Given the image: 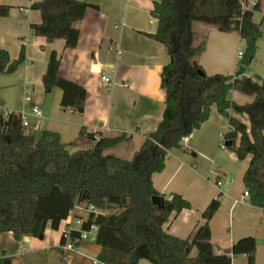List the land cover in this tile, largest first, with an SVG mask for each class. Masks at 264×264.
<instances>
[{
	"label": "trees",
	"instance_id": "16d2710c",
	"mask_svg": "<svg viewBox=\"0 0 264 264\" xmlns=\"http://www.w3.org/2000/svg\"><path fill=\"white\" fill-rule=\"evenodd\" d=\"M263 1L257 0L252 11L241 12L235 0H153L150 16L157 21V30L145 36L164 45L170 58L161 73L165 107L155 131L144 137L129 160L104 154L127 141L126 135L108 138L82 127L79 136L93 145L71 151L73 145L62 143L58 133L24 134L19 113L0 111V233H11L16 241L41 238L46 229L58 231L75 206L91 207L95 213L87 215L83 228L89 224L97 227L92 245L100 250L97 260L101 264H137L140 260L150 264H231L237 256L254 264L253 237L234 242L229 255L212 250L209 221L220 206V193L203 210V223L188 238L168 234L164 224L191 206L181 195L157 192L152 175L164 169L171 150L195 155L182 146L181 138L198 130L215 106L228 125L222 135L224 146L239 161L249 157L242 177L248 203L264 209V79L246 75L261 37L260 23L253 21V14L262 9ZM30 9L41 17L40 23L30 25L32 36L47 43L62 40L64 49H74L79 35L75 23L87 9L98 7L79 0H42ZM10 10L9 5L0 4V18L8 17ZM195 24L238 34L242 50L232 73L205 74L198 58L205 50L206 36L193 44ZM24 62V47L15 60L0 49V74H13ZM59 64L60 56L51 51L41 78L43 91L48 94L58 89L60 108L81 115L86 92L58 76ZM230 91L254 98L253 103L239 108L248 117V126L230 116L229 111L236 107L228 100ZM152 197H158L162 205H153ZM75 217L81 214L77 212ZM63 243L61 234L59 244ZM192 249L194 256H190ZM12 262L3 258L2 264Z\"/></svg>",
	"mask_w": 264,
	"mask_h": 264
},
{
	"label": "crops",
	"instance_id": "0c3cea01",
	"mask_svg": "<svg viewBox=\"0 0 264 264\" xmlns=\"http://www.w3.org/2000/svg\"><path fill=\"white\" fill-rule=\"evenodd\" d=\"M40 1L0 0V4L11 7L9 16L0 18V49L11 60L17 59L21 47L25 50V62L13 74H0V111H23L31 119L30 125L40 123L39 134L44 130L58 133L62 143L73 145L71 151L93 145L79 136L82 127L108 138L126 135L127 141L106 149L104 154L129 160L144 137L155 131L165 107L161 73L170 58L164 45L145 36L157 30V21L150 16L153 0H79L96 5L98 10L87 9L83 19L75 23L79 35L74 49H64L62 40L47 43L44 38L32 36L30 25L40 23L41 17L30 6ZM253 21L260 23L261 37L255 60L246 75L260 78L255 71H264V10L254 12ZM192 28L205 30V50L198 58L205 74L232 73L238 60V34L200 24ZM51 51L60 56L58 76L78 84L86 92L81 115L72 109L60 108L58 89L48 94L43 91L41 78ZM102 75L110 79V86L102 83ZM26 97L30 100L26 101ZM228 100L237 107L231 108L230 116L248 126V117L239 108L253 103L254 98L230 91ZM32 107L39 109L41 117L30 113ZM227 128V121L211 106L208 120L189 136L184 146L195 155L171 150L164 169L152 175L157 192L181 195L191 206L170 217L163 229L174 237L188 238L203 223V210L220 193V206L209 221L214 254L229 255L234 242L253 237L256 241L254 264H264V209L251 206L248 198L242 197L245 191L242 177L249 157L239 161L224 146L222 135ZM36 133L29 131V134ZM212 170L219 173L217 178L211 177ZM61 225L55 247L44 241L50 229L41 238L24 237L20 241L11 233H0V264L3 258H11L12 264H28L27 259H32V264H82L84 255L101 264L97 260L100 250L87 242L79 246L81 255L64 257L59 242L65 223ZM195 253L192 249L190 256ZM137 264L150 263L140 260ZM231 264H246L245 257L237 256Z\"/></svg>",
	"mask_w": 264,
	"mask_h": 264
},
{
	"label": "built area",
	"instance_id": "2783aa9c",
	"mask_svg": "<svg viewBox=\"0 0 264 264\" xmlns=\"http://www.w3.org/2000/svg\"><path fill=\"white\" fill-rule=\"evenodd\" d=\"M235 1L239 3L241 12L252 11L257 5V0H235ZM240 55H241V51L238 52L237 58H239ZM101 81L106 86L111 85V81L106 75L101 76ZM123 86L126 87L127 85L123 84ZM29 91L30 89H27V94H29ZM25 100L29 101L30 99L26 97ZM8 113L9 112H5L4 114L6 115ZM30 113L34 115L35 117H38V118L41 117V112L36 107H32L30 109ZM19 115H20L22 129L28 127L33 133H36L37 131L40 130L41 127L38 121L32 126H30L28 120L25 118V113L22 111L19 113ZM189 136H185L181 138V144L183 147L186 145ZM210 175L212 178H217L219 176V173L215 170H212L210 172ZM216 185L221 186V183L217 182ZM242 197L248 198V194L246 191L243 192ZM77 212L81 214V217L79 218L75 217V214ZM89 213H95V211L91 207L83 209L79 206H75L73 211L68 216V218L64 221L65 225L62 231V237L64 239V243L59 246V249L64 257L67 254L81 255V253L79 252L78 244H81L84 242L92 244L94 242L95 237H96L97 227L94 224H89L86 228H83L86 222L87 215Z\"/></svg>",
	"mask_w": 264,
	"mask_h": 264
},
{
	"label": "rangeland",
	"instance_id": "374dc122",
	"mask_svg": "<svg viewBox=\"0 0 264 264\" xmlns=\"http://www.w3.org/2000/svg\"><path fill=\"white\" fill-rule=\"evenodd\" d=\"M261 11H263L264 10V1L262 2V4H261ZM193 31H194V29H193ZM204 35H205V30L204 29H201V28H199V29H196L195 31H194V35H193V44H199L200 43V41L204 38ZM205 44H206V37H205ZM238 49H239V51H241L242 50V43L240 42L239 43V45H238ZM254 62V61H253ZM255 74H257V75H260L261 77V79H264V71L263 70H261V72L259 71L258 73H257V71H255ZM25 118L28 120V121H30L31 119L28 117V116H25ZM30 126H32V125H30ZM29 131H30V129L27 127V128H24L23 129V132H24V134H29ZM36 135H39V132H37L36 133ZM63 228V226L61 225L60 227H59V229H58V231H50V232H48V234H46L47 236H45V240L44 241H46V242H48L51 246H53V247H55L56 246V243H57V241H56V239L58 238V235H60V232H61V229ZM79 246H81V245H79ZM79 252L81 253V251L79 250ZM83 257V256H82ZM88 259V260H87ZM89 260L90 261H93L94 262V264H97V262H95L96 261V259H90V258H88V257H85V255H84V257L82 258V260H81V262H82V264H90L91 262H89ZM28 264H32L31 262H32V259H27V260H25ZM30 261V262H29ZM37 264H38V262H37ZM92 264V263H91Z\"/></svg>",
	"mask_w": 264,
	"mask_h": 264
},
{
	"label": "water",
	"instance_id": "95a60500",
	"mask_svg": "<svg viewBox=\"0 0 264 264\" xmlns=\"http://www.w3.org/2000/svg\"><path fill=\"white\" fill-rule=\"evenodd\" d=\"M151 202L153 205H156V206L162 205V202L158 197H152Z\"/></svg>",
	"mask_w": 264,
	"mask_h": 264
}]
</instances>
